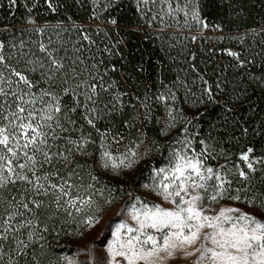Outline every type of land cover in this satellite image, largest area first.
<instances>
[{"label": "snow or ice", "instance_id": "1", "mask_svg": "<svg viewBox=\"0 0 264 264\" xmlns=\"http://www.w3.org/2000/svg\"><path fill=\"white\" fill-rule=\"evenodd\" d=\"M88 2L79 0L82 6ZM47 3L55 12L52 0ZM90 3L96 20L119 6V0ZM6 4L11 12L18 0ZM134 4L147 26L137 32L149 33L158 23L157 38L166 34L194 43L209 29L201 0ZM25 8L32 11L26 2ZM25 23L29 27L19 30L0 25L8 34L7 41L0 39V264H44L49 235L55 232L52 222L79 218L85 229H93L115 206L117 195L122 202L119 219L109 228L112 239L102 255L89 248L86 264H264V219L255 211L264 210V189L255 183L256 173L264 171L258 168L264 156H255L253 147L241 148L233 162L230 153L217 152L208 142L215 139L211 133L208 140H197L199 133L190 131L208 106L233 110L221 105L226 85H210L205 72L192 65L203 84L199 96L179 74L141 90L137 82L148 70L143 61L134 76L122 79L114 75L121 69L105 61V56L123 59L122 38L101 47L103 41L82 25H40L31 16ZM107 25L120 28L116 18H108L97 26V35L107 39ZM213 29L221 31L220 25ZM16 31L31 35L17 41L12 38ZM70 32L76 34L74 41L61 36ZM248 35L260 37L264 45V25L234 39L243 44ZM223 52L237 69L255 64L241 52ZM181 101L205 112L189 115ZM247 133L244 128L241 134ZM161 147L165 163L146 165L150 175L141 183L138 166ZM220 156L226 163L213 166ZM133 185L143 191L137 193ZM225 202H243L254 210ZM57 264L82 262L63 256Z\"/></svg>", "mask_w": 264, "mask_h": 264}, {"label": "trees", "instance_id": "2", "mask_svg": "<svg viewBox=\"0 0 264 264\" xmlns=\"http://www.w3.org/2000/svg\"><path fill=\"white\" fill-rule=\"evenodd\" d=\"M201 4L202 15L207 22L213 26L220 25L221 31H217L212 36L202 35L194 43L190 39L174 40L166 34H160V38H157V31L137 32L138 27L146 28L147 26L135 13L134 0H119V6L114 11L103 13L101 19L97 20L101 22L114 17L119 21V30L106 28L107 39L102 34L97 35L96 27L87 26L84 29L92 35L93 39L103 41L101 47L114 45L121 38L125 41V44L118 46L123 59L121 56H113L109 60L105 56V61L109 64L114 63L121 69V72L114 74L118 79H122L124 74L134 76L137 62L143 61L148 70L137 82L141 90L145 86L156 84L161 78L166 83L170 82L179 74L188 81V86L199 96V89L203 87V84L197 79V73L191 70L192 65L205 72V78L210 85L215 86L217 82L225 84V94L221 98V105L233 110L226 112L225 107L208 106L205 115L194 122L195 127L190 128V131L193 134L199 133L197 140H208L211 133L215 139L208 142L215 143L217 152L230 153L233 162H236L241 148L253 147L255 156H264V84L260 82L264 79V45L258 42L260 39L258 36H246L243 44L234 39L246 30L250 31L264 25V0H201ZM90 14L91 5L88 3L82 6L79 0H62L58 6V14L44 21L84 23ZM5 17L8 25H14L18 30L27 28L24 18L14 20L7 14ZM159 27L157 23L154 28ZM30 35L27 32L16 31L12 34V38L17 41L21 38L28 40ZM179 35L178 33L177 36ZM61 36L65 40L74 41L77 38L75 32L62 33ZM35 38L32 37V39ZM0 39L7 41L8 34L1 32ZM170 45L174 46L170 47ZM224 49L241 52L242 58L254 59L255 64L248 65L247 69H237L236 62L224 54ZM212 51L215 52V56L210 59L209 53ZM192 54H195V60L190 59ZM185 69L186 71H182ZM181 107L188 110L189 115H195L197 111L205 112L203 106L198 109L191 108L184 101H181ZM244 128L248 130L246 136L241 134ZM152 134L149 133L150 136ZM160 143L161 145L165 143L164 138L160 139ZM165 151L166 149L161 147L159 152H154L147 161L138 166L136 174L141 183L145 182L150 175L151 169L146 168V165L161 166L165 163L166 156L162 155ZM222 161L226 162L224 156H220L218 160L211 163L217 166ZM258 168H264V166H258ZM141 170H143L142 176ZM256 176L257 187L264 189V171H258ZM105 182H108V177H105ZM119 186L117 183L116 188ZM133 188L137 193L141 190L136 185H133ZM122 199H127V196H123ZM117 201H121L120 195H117ZM50 226L55 228V232L49 235L44 264H57L61 257L73 256L79 252L77 240L80 235L78 233H83L85 230L79 223V218L73 221L61 216Z\"/></svg>", "mask_w": 264, "mask_h": 264}, {"label": "rangeland", "instance_id": "3", "mask_svg": "<svg viewBox=\"0 0 264 264\" xmlns=\"http://www.w3.org/2000/svg\"><path fill=\"white\" fill-rule=\"evenodd\" d=\"M150 31H156L155 28L150 30ZM196 31H193V34H195ZM236 162H238L236 160ZM226 163L225 161H222L220 164ZM148 180V178H147ZM145 180V182L147 181ZM234 187H239V185H234ZM143 189L141 188L140 192H142ZM139 192V193H140ZM121 201H117L115 206H112L111 208L107 209L101 214V219L100 223L96 225L95 228L93 229H85L83 232V235L79 237L77 240L78 242V247H79V252L73 256H68L74 259H77L78 261H81L82 264H86L88 261L89 257L87 255V250L89 248H92L95 253L98 255L103 254V250L107 247V244L111 241L112 237L110 235L109 228L114 227L115 222L119 219L117 217V212L119 211L120 208V203ZM225 203H231L232 206L240 208L244 211H253L254 209L249 207L247 204L243 202H225ZM256 215L260 216L262 219H264V215H262V211L257 209Z\"/></svg>", "mask_w": 264, "mask_h": 264}, {"label": "built area", "instance_id": "4", "mask_svg": "<svg viewBox=\"0 0 264 264\" xmlns=\"http://www.w3.org/2000/svg\"><path fill=\"white\" fill-rule=\"evenodd\" d=\"M61 1L62 0H52L53 6L56 8V11L53 12L51 9H49L47 0H18V7L13 9L11 12H9L7 8L6 0H0V4L4 5V7L0 9V25L8 24L5 14H7L9 18H13L14 20H21L22 18H24V20L26 21L27 18L31 16L35 18L37 24H40V25L56 24L58 22L51 23V22L44 21V20H46L47 18L51 16H55L56 14H58V6ZM25 2L27 3L28 7L32 8V11L30 13L25 8ZM88 4L91 5L90 0ZM109 18H114V17H109ZM101 22H98L96 19H93L92 12H91V14L87 17L86 22L84 23L70 22V24L75 23L76 25H82L83 27L91 26V27L97 28V26L101 25ZM26 26L29 27L28 25ZM107 27L114 28L111 25H107ZM1 32L3 31H0V33ZM216 32L217 30L213 29V25L209 24V29L205 30L203 35L212 36V35H215Z\"/></svg>", "mask_w": 264, "mask_h": 264}]
</instances>
